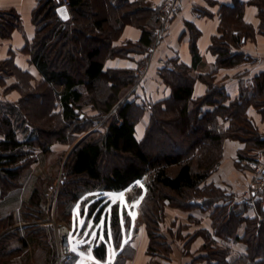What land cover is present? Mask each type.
<instances>
[{
  "label": "trees",
  "instance_id": "obj_1",
  "mask_svg": "<svg viewBox=\"0 0 264 264\" xmlns=\"http://www.w3.org/2000/svg\"><path fill=\"white\" fill-rule=\"evenodd\" d=\"M235 1L240 3V0ZM252 2L258 6L264 21V0ZM61 5L59 0H48L42 6L46 8L45 14H42V9L36 12V19L41 15L39 28L27 51L44 75L45 83L25 94L18 104L19 109L26 111L29 102L34 101L32 97H39L41 102H54L56 122L66 124L61 131L63 140L67 138L66 127H84L93 121L81 113L86 96H90L88 103L101 115L112 113L114 119L102 135L93 137L91 132L88 133L71 151L66 163L67 180L62 179V202L66 205L76 202L83 188L98 189L89 205L88 217L102 235L94 253L98 260L103 261L108 256V243L118 241L120 235L121 239L124 236L123 214L114 196L135 190L145 182L147 193L143 215L150 237L149 253L167 254L171 246L160 230L166 204L185 209H210L224 197L221 189L206 184L220 163L224 140H240L264 148V139L248 115L252 105L264 106V78L259 80V91L255 95L246 94L226 105L227 97L214 85H210L204 96L194 99L195 79L190 75V68L183 64H167L159 69V74L172 90L168 99L148 105L128 98L123 100L128 89L136 84L134 71L105 70V59L127 56L131 50L146 52L154 42V29L150 24L155 20L156 12L150 6L121 0L118 7L111 5L116 21L106 26L110 18L100 17L97 9L88 7V0H71L72 19L68 21H62L57 15L56 10ZM19 23L15 14L0 13V35L8 36ZM126 23L142 28L141 40L136 44L113 46L114 39ZM95 27L100 28L99 33ZM213 44L220 64L230 66L241 60V57L230 53L222 39H215ZM192 50L195 65L200 58L195 44ZM7 64L9 62L0 66ZM205 106H214L215 109L203 112ZM10 109L11 112L18 111V107L11 106ZM47 109L54 110L49 106ZM0 110L4 109L1 107ZM9 111L0 112V129L4 133V139L0 140V199L13 188L23 186L22 182L19 183L23 167L17 164L28 155L23 147L37 143L35 139L28 142L18 138ZM148 111L151 112L150 123L144 138L139 141L136 126ZM50 114L49 111L46 115ZM226 119H230V123L218 132V125ZM200 130L203 131L201 135L189 137L191 132L195 135ZM240 156L245 158L243 154ZM145 176L148 180H144ZM44 183L40 180L41 185ZM199 195L207 199L203 204L196 202ZM41 201L40 189L35 186L25 214L30 215L31 208L39 209ZM212 216L216 233L244 242L247 246L246 254L231 264H262L264 221L244 219L229 206H217ZM244 221L245 234L240 236L237 230ZM205 248H208L209 259L216 260L217 264L229 263L228 249L214 248L211 244Z\"/></svg>",
  "mask_w": 264,
  "mask_h": 264
},
{
  "label": "crops",
  "instance_id": "obj_2",
  "mask_svg": "<svg viewBox=\"0 0 264 264\" xmlns=\"http://www.w3.org/2000/svg\"><path fill=\"white\" fill-rule=\"evenodd\" d=\"M47 1L0 0V13H13L18 16L20 22L8 36L0 35V64L11 63V69H0V108L8 110L11 106L18 107L25 94L45 83L44 75L33 62L32 54L27 51V47L37 36L41 15L36 19V12L42 9V14H45L46 8L42 6ZM120 1L88 0V7L97 9L100 17L108 16L110 21L106 26H109L108 24L114 23L116 21L114 19H117L112 16L111 5L118 7ZM157 1L159 0H128L131 4L147 5L151 8ZM240 3L235 0H181L180 11L163 39L157 41L155 32L158 25L155 16V20L150 24L154 29V42L147 51L142 53L131 50L124 57L106 58L104 69L132 70L136 76V71L145 67L146 77L141 84H137L139 90L134 99H129L139 104L145 93L147 99L153 103L163 102L171 96V88L159 74L162 67L158 63L159 59H165L167 64H183L190 68V75L195 79L194 99L204 96L210 85L222 89L224 96L227 97L224 102L226 105L246 94L255 95L259 91V80L264 78V21L258 6L252 0H240ZM70 14L69 20L72 19L71 10ZM58 17L60 18L59 15ZM142 34V28L126 23L114 39L113 46L136 44L141 40ZM215 39H222L230 53L241 57V60L230 66L220 64L219 54L213 50ZM193 44L196 45L200 57L195 65ZM152 46H156L154 53L149 52ZM203 109L213 111L215 107L205 106ZM248 115L264 139V106L258 108L252 105ZM150 119L151 112L148 111L136 126V137L139 141L144 138ZM16 132L20 139L17 130ZM2 139L4 136L0 135V140ZM246 151L245 142L225 139L220 163L206 182L207 185H213L227 195L232 194V197L215 202L210 209L202 207L181 209L166 204L160 230L171 246L169 253H149L150 237L144 223L140 224L132 240L126 244V250L131 254L113 264H217L216 260L208 258V248L205 247L210 244L214 248L229 250L227 264L246 254L247 246L244 242L216 233L212 216L217 206H229L238 214H242L244 219L264 221V191L254 193L251 190L254 167L259 162L264 164V148L252 149L257 156L253 161L247 160ZM241 154L245 158H240ZM25 186L24 184L0 199V264H50V257L51 259L54 257L56 228L50 221L49 225L42 222L44 217L42 212L45 209L42 201L39 209L32 208L30 215L25 214V208L34 191L29 189L27 195L23 196L22 193L20 196ZM227 189L230 190L229 193ZM98 192L97 190L90 193L91 197L86 200L83 209L79 204L80 206L74 210L69 226L74 230L78 225L81 237H92L94 241L82 251L79 250L78 256L71 264H97V261L99 264H107L98 260L94 253L95 245L101 240L102 235L98 233L93 220L88 217L89 205ZM206 200L204 196L196 198L198 204H203ZM117 203L123 205L122 200ZM53 204L55 207V202ZM245 229L246 221L239 226L238 235L243 236ZM109 250L108 248V253Z\"/></svg>",
  "mask_w": 264,
  "mask_h": 264
},
{
  "label": "rangeland",
  "instance_id": "obj_3",
  "mask_svg": "<svg viewBox=\"0 0 264 264\" xmlns=\"http://www.w3.org/2000/svg\"><path fill=\"white\" fill-rule=\"evenodd\" d=\"M10 64L11 63L9 62L7 66L2 65L0 66V69L9 70L11 69ZM137 83L136 85L128 89L127 93L124 94L122 98L123 100H126L127 98L134 99L139 90L137 88ZM89 97L90 96H86L84 100L85 105L81 110V113L85 114L86 118L90 120L92 119L93 121H91L90 123L88 122V124H82L84 127L74 125H71L68 128L66 127L64 131L66 133L65 135H67V138L65 140L61 139V131H63V128L66 124L56 122L57 110L55 107L56 104L54 102H41L39 97H32L34 101L31 100L29 102V108H27L26 111L19 109L20 106H18V111L16 112H11V109H4L2 111L0 110V112L2 113L10 110L8 114L14 122L15 129L18 131L21 141L28 140V142H31L29 141L30 139H35L37 141L36 144L33 143V145H25L23 147L24 152H27L28 155L21 159L17 164V166L23 167L19 183L22 182L23 184L21 185H26V188L19 195L22 196V193H24L23 196H25L30 190L32 191L35 186H38L42 197V204L43 206H45V209L42 212L44 216L42 222H46V224H48V222L50 221V224L54 225L55 228L57 224L64 222L65 224L68 223L67 225L69 226L72 222V216H74V210L80 206L79 204H81V209H83V205L85 204L86 200L91 197L90 193L98 190L94 187L83 188L80 192V198L76 202L73 201L69 205H66L65 202H62L64 198L62 179L67 180L66 163L74 146L79 142L81 138H83L90 132L92 133L93 137H99L100 135H102L106 130L108 123L114 119V115L112 113L101 115L97 110H95L92 105L88 103ZM141 101V104L143 103L145 105H148L150 102L152 103V100L150 101L147 99L146 93L144 94V98L142 97ZM48 106L49 108H52L54 110H49L51 114L47 116L46 114L47 112H49L47 109ZM204 111L205 110H203V112ZM24 113L30 114L29 116H25ZM229 123L230 119H226L225 121H223L222 129L223 127L228 126ZM202 132L203 131L200 130L198 134L195 135L193 132H191V135H189V137L201 135ZM0 135H4L1 129ZM246 145L247 151L245 156L247 157V160L253 161V158H256L257 156L252 152V149H255L256 147L248 143H246ZM240 158L242 157L240 156ZM259 163H257L254 167V176L251 182V187L254 182H256V168ZM39 179L42 180V182H45L44 185L40 184ZM146 180H148V176H146ZM144 183L139 184L135 190L114 196V199H116V201L122 200L123 203V205L120 206V210L123 214L121 223L122 225H124L123 231L125 236H122L121 239L120 235V239L118 241H112L108 243V248L110 250L107 258L102 262L113 264L115 261H120L123 257L131 254L129 250H126V244H128L130 240H132L134 234L138 230V227L140 226V224H144L145 220L143 209L147 188ZM15 189H17V187L13 188L12 190L14 191ZM228 191L230 192V190L227 189V192ZM61 197L63 198L61 199ZM198 197H203V195H199L197 196V198ZM225 197H232V194L227 195L224 192V197L222 199H226ZM54 202L55 207H53ZM175 207L181 208L180 206ZM33 209L37 210L36 207ZM181 209L185 208L182 207ZM53 215L56 219L53 218ZM164 215L165 212L163 214V217ZM162 222L163 219L161 221V224ZM77 226L74 230L69 226L71 228L72 243L70 257H68L67 259H59V256L61 254V246L60 239L57 237V241L55 243L56 248L55 252L53 253L54 257L52 259L50 257V262H53L51 264H71L72 261L78 256L79 250L82 251L84 248L88 247L91 242L94 241V238L92 237H81L82 234L78 232L79 226ZM76 229L77 231H75Z\"/></svg>",
  "mask_w": 264,
  "mask_h": 264
},
{
  "label": "built area",
  "instance_id": "obj_4",
  "mask_svg": "<svg viewBox=\"0 0 264 264\" xmlns=\"http://www.w3.org/2000/svg\"><path fill=\"white\" fill-rule=\"evenodd\" d=\"M62 5L70 8L71 0H59ZM181 0H159L152 4V8L156 12V21H157V29L155 32L157 41H160L164 38V36L169 31L171 23L173 19L178 15L180 11ZM96 32H100L99 28H95ZM156 46H152L149 49L150 53H154ZM159 65L165 66L167 65V61L165 59H159ZM136 77L138 79V83L141 84L146 77V68L141 67L136 71ZM137 83V84H138ZM218 132H222V124H219L217 127ZM256 182L252 185V191L254 193H260L264 191V164L260 162L256 168ZM56 234L60 239L61 246V254L59 259H67L71 255V228L65 224L60 223L56 225Z\"/></svg>",
  "mask_w": 264,
  "mask_h": 264
},
{
  "label": "water",
  "instance_id": "obj_5",
  "mask_svg": "<svg viewBox=\"0 0 264 264\" xmlns=\"http://www.w3.org/2000/svg\"><path fill=\"white\" fill-rule=\"evenodd\" d=\"M57 13L63 21H68L71 18L70 10L65 5L58 7Z\"/></svg>",
  "mask_w": 264,
  "mask_h": 264
},
{
  "label": "snow or ice",
  "instance_id": "obj_6",
  "mask_svg": "<svg viewBox=\"0 0 264 264\" xmlns=\"http://www.w3.org/2000/svg\"><path fill=\"white\" fill-rule=\"evenodd\" d=\"M65 18H67V17H65ZM81 224H83V220L81 221ZM97 264H99V261H97Z\"/></svg>",
  "mask_w": 264,
  "mask_h": 264
}]
</instances>
